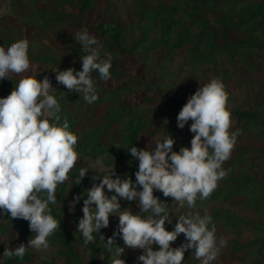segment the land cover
I'll list each match as a JSON object with an SVG mask.
<instances>
[{
	"label": "clouds",
	"instance_id": "clouds-1",
	"mask_svg": "<svg viewBox=\"0 0 264 264\" xmlns=\"http://www.w3.org/2000/svg\"><path fill=\"white\" fill-rule=\"evenodd\" d=\"M85 53L80 56L81 69L51 68L55 80L68 92L82 93L86 103L99 99L92 73L100 79L112 76L111 54L103 49L98 37L87 27L73 35ZM29 40L18 39L5 47L0 45V80H11L12 74H22L33 67L29 55ZM21 76L6 96H0V220L4 216L28 221L34 235L27 245L5 247L3 256L24 258L28 249L47 250L49 237L60 229V220L52 214L50 205L57 203L58 186L70 179L81 153L77 150L78 134L70 129L69 120L62 119L56 87L47 76ZM177 127L188 129L193 136L188 146L173 149L171 136L157 140L154 147L132 145L127 151L138 161L132 176L117 175L115 169L104 175H94L99 183L86 189V194L73 196L75 206L83 197V216L77 224L84 244L95 242L94 233L109 226L110 215L118 216V225L105 246L112 253L111 264H126L121 258L124 247L114 246L119 236L124 245L140 249L137 264H184L185 252L191 249L200 264H212L227 241L217 236L213 217L205 209H197V201H205L228 174L223 164L237 143L238 131L232 130L229 92L220 78L197 88L182 105ZM191 121L189 124L188 122ZM140 138V137H139ZM138 138V139H139ZM95 167L105 171L103 157H97ZM80 167L76 184L88 173ZM106 189L113 192L111 196ZM163 197H171L180 209L179 215L169 210ZM121 200L135 202L139 209H121ZM175 223L173 224V215ZM172 225L171 230L166 227ZM183 234L184 242H172ZM104 241V235L100 234ZM156 246V247H154Z\"/></svg>",
	"mask_w": 264,
	"mask_h": 264
},
{
	"label": "rangeland",
	"instance_id": "rangeland-1",
	"mask_svg": "<svg viewBox=\"0 0 264 264\" xmlns=\"http://www.w3.org/2000/svg\"><path fill=\"white\" fill-rule=\"evenodd\" d=\"M43 5L47 11L46 14L54 16H66L74 13L75 18H64L59 21L58 25L43 27L40 23L33 27L26 25L27 18L33 10L36 9L35 3ZM172 3L175 0H97L92 7V11L81 10V1L73 0L75 9L68 4L63 6L57 5L53 0H0V32L4 34L0 37V43L7 40L16 41L18 39L29 40V55L35 56L40 52H51L61 62L59 67L41 66L38 62H32L33 67L28 72L22 74H13L16 81L21 76L36 74L37 78L41 74L47 75L56 87L55 95L58 98L64 112L70 113L77 117L79 134L84 130L82 127L85 121L91 119L89 112V104L83 99V94L68 92L63 86L59 85L55 80V73L51 68L67 69L74 67L81 69L80 56L85 53L78 43H75L72 36L75 32L80 31L83 27L96 25L99 21L107 20L113 24H120L124 28L122 43L128 48L135 42L140 40L141 26L144 23L141 19L143 10L153 7L157 3ZM251 2V0H214L212 2L213 10L219 15L239 12V10ZM141 3V4H140ZM145 6V7H144ZM255 37L264 42V37L255 34ZM149 43H145L134 52H113L111 54V62L120 63L121 66L110 69L112 76L105 81L100 79L98 73L93 72L99 99L94 104L93 112L98 113L99 109L128 105L132 110H148L153 111L155 104L152 101H158L160 98H176L186 102L187 98L193 94L197 88L203 86L211 78H220L226 85L229 92V107L231 110H258L260 116L264 115V107L261 100L257 99L258 83L264 80V53L257 52L253 59L258 61L259 69L255 70L252 75L245 77L237 74L233 67H229L219 61L216 65L204 63L201 58L193 55L190 49L181 50L176 53L168 52L163 49L148 50ZM227 71V74L224 72ZM90 113V114H89ZM154 124H162L166 127V131L170 132L172 122H169L164 112L158 113ZM99 118L88 121L85 127L98 126L95 125ZM233 120L232 130L238 131L237 143L232 151L231 157L223 164L228 169L227 176L220 181L218 187L211 194L210 198L205 201H197V209L203 214L206 209L213 216L216 210H220L217 220H213L216 225L217 236L227 241V245L222 249L217 260L212 264H264V252L259 254L257 247H248L241 249L235 253H231V247L235 243L240 246L247 242L259 239L264 236V169L262 163L257 159H253V151L260 149L264 144V129L256 124L248 126H238L236 120ZM179 142L178 150L181 145L188 146L193 133L189 129L176 134ZM96 158L81 155L77 162L83 163L87 168L88 174L104 175L106 172L113 170L112 167L105 165V171L100 172L95 167ZM116 170V169H115ZM240 174L254 175L257 174V182L259 186H247L241 189L233 196H227V192L232 189L230 179ZM93 183H99L98 180L91 181L85 188H90ZM106 193L111 196L113 192L106 189ZM68 194V193H67ZM169 204V210L176 215L181 212L190 211L186 207L180 209L177 202L172 201L171 197H163ZM62 200L57 196V203L54 206L56 214L61 218L69 233L74 231V223L72 220V198L66 197ZM121 209L131 207L133 212L139 211L135 202L121 200ZM173 215V224L175 223V215ZM83 216L82 210L79 211L78 218ZM0 220V261L6 257L3 256L5 247L15 248L19 243L23 242L27 245L28 240L34 234L24 235L20 229L17 218L3 217ZM10 219V223L8 222ZM109 226L101 228L100 234L104 235V241L99 236V243L96 246L98 264H111L112 253L114 249L107 250V256L104 255L105 243L107 238L112 236L118 225V216L110 215ZM171 230L172 225H167ZM59 229H57L58 231ZM74 237L73 245L78 250L80 257L84 263L89 259V247L84 244V239ZM50 248L47 250L28 249L30 254L34 256L29 264H42L45 260L52 259L56 264H67L62 256L58 253L60 244L54 236L49 237ZM184 242V235L181 234L176 241L172 242L173 246H179ZM114 246L124 247L121 258L126 264H137V258L141 252L140 249H131L124 245L123 240L117 236L114 240ZM156 247V246H154ZM187 250L185 254L190 256L193 264H200L194 256V251Z\"/></svg>",
	"mask_w": 264,
	"mask_h": 264
},
{
	"label": "trees",
	"instance_id": "trees-1",
	"mask_svg": "<svg viewBox=\"0 0 264 264\" xmlns=\"http://www.w3.org/2000/svg\"><path fill=\"white\" fill-rule=\"evenodd\" d=\"M48 1V0H44ZM57 5L63 6L68 4L75 9L73 0H53ZM81 10L92 11V7L97 0H80ZM146 0H140L144 2ZM214 0H175L172 3L160 2L153 7H146L142 12L140 40L135 42L129 48L122 43L124 28L120 24H113L107 20L99 21L96 25L89 27V32L98 37L103 45V49L109 53L113 52H134L145 43H149L148 50L163 49L168 52L176 53L181 50L190 49L193 55L201 58L204 63L216 65L221 61L229 67H233L234 71L248 77L259 69L258 61L255 62L257 52L264 53V42L259 41L255 34L264 37V0H251L243 6L239 12L219 15L212 7ZM140 3V4H141ZM36 9L28 16L26 25L33 27L40 23L43 27L58 25L59 21L64 18H75L74 13L66 16H54L46 14V10L40 3H35ZM145 7V6H144ZM4 36L3 33L0 32ZM13 40L1 42L0 45L7 47ZM51 52H40L35 56L30 55L32 62H38L41 66L59 67L61 62ZM120 63H113L111 69L120 67ZM257 68V69H256ZM227 74V71L224 72ZM45 76L41 74L40 77ZM16 78L11 76V80H0V96H6L15 87ZM257 99L261 100L264 107V80L258 83ZM185 102L176 98H160L158 101H152L155 104L154 110H132L127 104L124 106L110 107L99 109V112H93L94 104H89V112L91 119L99 118L95 125L85 127L88 121L82 126L84 130L79 134L77 117L64 112L63 106L61 117H66L70 123V129L75 131L78 136L77 150L81 155L93 158L103 157V162L107 167H112L117 175L123 176L128 174L132 176L137 168L138 161L132 160L131 153L127 150L132 146L137 147H154L157 140H162L165 136L171 135L176 143L173 145L175 150L179 142L177 140L178 133L188 128L186 124L184 128L177 127L176 116ZM164 112L169 122L174 125L170 132L166 131V127L162 124H154L156 115ZM232 119L236 120L238 126H248L256 124L264 129V115L260 116L258 110H231ZM89 113V114H90ZM189 124L191 121L188 122ZM140 137V138H139ZM139 138V139H138ZM253 159L259 160L264 169V144L260 149L252 152ZM85 167L83 163L77 162V166L70 172V179L64 184L58 186L57 196L65 202L66 197L76 194L85 193L86 186L94 181L87 173L81 178L80 183L76 184V178L79 176V168ZM257 174L246 175L240 174L230 179L232 189L227 192V196H233L241 189L249 186L256 187L260 184L257 182ZM68 193V194H67ZM156 195L162 194L159 192ZM83 197L73 205L72 220L74 223V231L69 233L61 218L56 214L54 206L52 214L60 220V229L52 236L57 239L60 244L59 254L67 264H98L96 246L99 243L100 233H94L95 242L88 244L89 259L84 263L80 257L78 250L73 245L74 237L81 239L80 233L77 231L79 221V211L82 210ZM220 210L213 213V220H217ZM9 218V216H7ZM10 223V219L8 221ZM18 225L24 235L34 234L28 226V221L17 219ZM264 228V224H263ZM102 229H100V232ZM264 231V230H263ZM248 247H257L259 254L264 252V236L259 239L247 242L245 245L235 243L231 247V253H235L241 249ZM9 248H12L10 246ZM5 249V248H4ZM4 249L2 250L4 252ZM108 247L104 249L105 257ZM34 256L26 252L23 259L17 257H6L0 264H29ZM42 264H56L52 259L45 260ZM184 264H193L190 256L185 254ZM254 264H259L256 261Z\"/></svg>",
	"mask_w": 264,
	"mask_h": 264
}]
</instances>
